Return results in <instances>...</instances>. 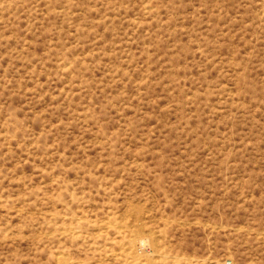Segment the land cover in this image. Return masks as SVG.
<instances>
[{
    "label": "rangeland",
    "instance_id": "obj_1",
    "mask_svg": "<svg viewBox=\"0 0 264 264\" xmlns=\"http://www.w3.org/2000/svg\"><path fill=\"white\" fill-rule=\"evenodd\" d=\"M134 226L138 264H264V0H0V264Z\"/></svg>",
    "mask_w": 264,
    "mask_h": 264
},
{
    "label": "bare ground",
    "instance_id": "obj_2",
    "mask_svg": "<svg viewBox=\"0 0 264 264\" xmlns=\"http://www.w3.org/2000/svg\"><path fill=\"white\" fill-rule=\"evenodd\" d=\"M134 206V205H133ZM136 210V209H135ZM134 212V211H133ZM126 214V213H124ZM127 215V214H126ZM128 216V215H127ZM133 216V215H132ZM136 217V215H135ZM123 219V217H122ZM131 219V218H130ZM137 219V218H136ZM165 220V219H164ZM126 221V219H125ZM139 224V223H138ZM111 225V224H110ZM122 225V224H121ZM149 225V224H148ZM120 226V225H119ZM124 226V225H123ZM122 226V227H123ZM126 226V225H125ZM121 227V226H120ZM141 227V226H139ZM138 226L132 228V236L124 245L125 262L126 264H138L140 261L148 257L149 240L141 234V229ZM127 228V227H126ZM216 228V227H215ZM67 232V231H66ZM72 232V231H70ZM69 232V233H70ZM65 233V232H64ZM63 234V233H62ZM160 239V238H159ZM158 241V240H157ZM154 247H157L153 244ZM117 256V255H116ZM155 257V256H154ZM157 257V256H156ZM168 257V256H167ZM170 259V258H169ZM177 259V258H176ZM175 259V260H176ZM188 261V260H187ZM125 264V263H122Z\"/></svg>",
    "mask_w": 264,
    "mask_h": 264
}]
</instances>
